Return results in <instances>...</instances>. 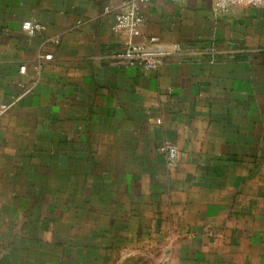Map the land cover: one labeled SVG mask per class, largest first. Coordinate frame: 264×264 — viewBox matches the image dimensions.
<instances>
[{
  "label": "crops",
  "instance_id": "1",
  "mask_svg": "<svg viewBox=\"0 0 264 264\" xmlns=\"http://www.w3.org/2000/svg\"><path fill=\"white\" fill-rule=\"evenodd\" d=\"M124 1L0 0V102L17 99L0 119V186L11 161L32 183L11 198L64 199L47 202L46 253L0 264H264V7L150 1L137 40L183 51L147 72L111 59ZM30 20L45 29L28 36Z\"/></svg>",
  "mask_w": 264,
  "mask_h": 264
},
{
  "label": "built area",
  "instance_id": "2",
  "mask_svg": "<svg viewBox=\"0 0 264 264\" xmlns=\"http://www.w3.org/2000/svg\"><path fill=\"white\" fill-rule=\"evenodd\" d=\"M152 0H128L120 4L114 13L113 31L124 38V45L121 51L112 54L111 59L119 62L128 68H137L147 72L158 71L164 60L176 56L183 51L178 44H166L156 37L144 41L137 39L141 35V28L144 23L142 7ZM212 11L215 15H223L237 6L264 7V0H210ZM110 6L104 8V14L112 13ZM44 26L37 20H30L24 23V30L28 36H35L44 30ZM52 43L58 45L57 39ZM46 59L47 56H40ZM25 72V68L21 69ZM17 99L10 102H0V119L7 115L16 105ZM159 151L165 156L169 166L177 165L180 157L178 147L172 143L165 142L159 147Z\"/></svg>",
  "mask_w": 264,
  "mask_h": 264
},
{
  "label": "rangeland",
  "instance_id": "3",
  "mask_svg": "<svg viewBox=\"0 0 264 264\" xmlns=\"http://www.w3.org/2000/svg\"><path fill=\"white\" fill-rule=\"evenodd\" d=\"M24 152L9 149L6 154L9 160L16 158L12 161H19L28 158ZM5 161L7 162L8 160L6 159ZM7 163V177L12 182L8 183L7 191L4 193L2 192V185L0 186V254L7 252L14 254L15 252L24 258H29L34 254H45L46 246L44 240L47 234L45 229L47 215L45 211L47 202L52 201L55 207H60L63 205L64 199L58 197L57 193V197L53 200H41L34 197L32 199L24 197L11 198L13 192H17V194L26 192L29 194L32 191V183L29 181L22 182V180H25L24 177L30 176V167L26 165L18 167L11 161ZM14 180L17 182L14 183ZM45 186V184L33 185V189H36L35 191L40 194L45 192ZM52 188L63 190L62 182L56 181V176L52 180ZM15 203L20 210L22 207L21 212L15 211ZM14 245H17V249H15Z\"/></svg>",
  "mask_w": 264,
  "mask_h": 264
}]
</instances>
